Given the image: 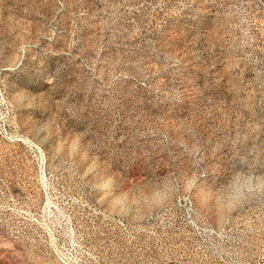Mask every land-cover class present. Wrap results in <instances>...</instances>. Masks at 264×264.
I'll return each mask as SVG.
<instances>
[{
	"label": "rangeland",
	"instance_id": "obj_1",
	"mask_svg": "<svg viewBox=\"0 0 264 264\" xmlns=\"http://www.w3.org/2000/svg\"><path fill=\"white\" fill-rule=\"evenodd\" d=\"M0 264H264V0H0Z\"/></svg>",
	"mask_w": 264,
	"mask_h": 264
}]
</instances>
